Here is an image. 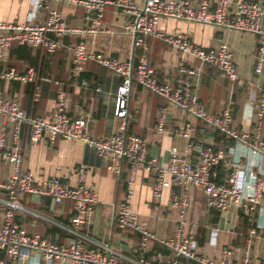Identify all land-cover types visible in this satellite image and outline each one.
Here are the masks:
<instances>
[{
	"label": "built area",
	"instance_id": "built-area-1",
	"mask_svg": "<svg viewBox=\"0 0 264 264\" xmlns=\"http://www.w3.org/2000/svg\"><path fill=\"white\" fill-rule=\"evenodd\" d=\"M35 12L45 11L39 21L12 23L0 21V63L7 60L8 51L14 44L32 48H42L48 54L66 50L72 56V76L81 77L89 63H95L122 78V92L118 95L116 117L118 124L108 136L94 137L91 134L92 116L82 112L76 117L68 114L69 96L59 86L52 114L45 117H33L23 109L17 97L7 98L0 89V177L4 164L11 165V174L5 181L0 180V264H42L47 262H70L71 264H150L146 258L149 242H157L174 254V258L162 264H264V259L254 263L251 259V246L258 237V229L252 226L245 240L241 259L236 260L231 249L223 248L217 259L209 258L199 252L196 238L198 225L190 220L192 209L190 194L193 190L202 191L207 210L228 213L240 209L254 217L255 213L264 214V181L256 174L252 175V190L246 193L238 184L240 167L232 165L231 173L223 183L215 181V168L225 159V154L214 149L210 143L195 148L193 159L176 147L170 151L169 161L163 166L149 156L148 143L143 137L128 133L129 112L127 95L136 84L162 98L168 105L200 121L206 129L218 131L225 137L245 146L252 155L264 159V85L256 94L252 107L255 113L254 124L250 129H239L233 125L231 110L219 113L207 111L200 103L198 91L189 81L174 83L161 81L157 72L150 66L148 57L143 54L136 64L122 61L102 52L90 50L84 42L66 43L64 38L70 35L105 33L101 28L105 8L114 6L128 15L123 33L134 36L135 47L144 46L145 36L161 39L180 53L183 59H192L200 64L218 69L231 82H237V68L233 53L226 43L216 48L204 49L194 44L185 33H164L159 29L163 18L181 20L189 23L212 25L228 31L252 33L258 38V50L255 57V72L261 74L264 69V3L261 1L241 2L232 0H146L142 6L133 0H30ZM54 3L64 4L84 10L86 26L74 28L65 16L53 7ZM35 16V14H34ZM180 72L195 75L188 63L183 62ZM0 79L7 81L33 82L35 70L29 68L25 73L16 68L4 69ZM49 81L48 79H46ZM83 86L88 83L83 81ZM100 91V90H98ZM40 97L37 86L35 101ZM8 125L13 126L12 144L9 143ZM30 131V143L39 146L47 140L51 144L59 138L79 141L96 151L106 161L107 168L119 173L124 162L129 164L128 193L126 199L116 211V224L121 230H129L140 235L139 257L131 258L117 251L109 244H95L82 233L91 223L99 204L97 191L83 184L73 186L62 178L53 176L48 179L37 178L33 173L23 171V153L20 145L22 129ZM155 130L166 132V108L161 107L156 115ZM193 127L186 124L175 130V134L186 140L192 137ZM145 171L153 178V199L159 202L165 190L174 188L169 210L177 214L172 235L159 238L150 229L146 221L133 211L131 199L132 186L138 171ZM81 176L84 174L80 172ZM50 197L55 203L64 201L73 203L70 227L66 228L69 237L64 242H56L38 233H29L16 222V213L24 210L21 197ZM253 218H251L252 220ZM95 244V246L93 245Z\"/></svg>",
	"mask_w": 264,
	"mask_h": 264
},
{
	"label": "crops",
	"instance_id": "crops-1",
	"mask_svg": "<svg viewBox=\"0 0 264 264\" xmlns=\"http://www.w3.org/2000/svg\"><path fill=\"white\" fill-rule=\"evenodd\" d=\"M142 6L146 0H133ZM198 2V0H191ZM261 1L264 0H232ZM53 7L61 12L68 24L74 28L86 26L84 10L64 4L54 3ZM35 14V16H34ZM46 15L45 11L35 12L30 0H0V21L27 23L39 21ZM128 15L114 6H107L104 11L101 28L105 33L70 35L64 38L66 43L84 42L86 46L97 52L105 53L122 61L137 63L145 54L150 66L157 72L161 81L174 83L189 81L199 94L201 105L211 113H219L229 109L233 115V125L239 129L253 127L255 113L252 102L264 85V69L261 74L255 72V57L258 50V38L252 33L228 31L212 25L189 23L181 20L163 18L159 29L164 33H185L196 45L211 49L226 43L232 50L236 64L238 80L231 82L216 68L200 64L192 59H183L179 52L171 48L161 39L154 36L144 37V46L135 47L134 36L123 33V26ZM183 62L195 69V75L180 72ZM16 68L25 73L29 68L35 70V84L40 88L38 101L34 99L33 83L7 81L0 79V89L7 98L17 97L23 109L33 117H49L54 109L59 86L69 96L68 114L76 117L82 112L93 118L91 134L94 137L108 136L116 128L118 118L116 109L118 95L122 92V78L95 64L89 63L84 74L77 78L72 76V56L66 50L51 55L42 48L12 45L7 60L0 63V72L4 69ZM48 79L49 81H47ZM83 81L88 86H83ZM100 90V91H98ZM129 112L128 133L143 137L148 143L149 156L155 158L160 165L169 161L170 151L176 147L193 159L196 150L188 144L198 146L210 143L214 149L225 154L224 161L215 168L217 183L225 182L232 165L239 166L238 184L246 192L252 190V175H258L264 181V159L252 155L248 149L225 137L218 131L206 129L203 124L183 113L174 106L168 105L162 98L148 90L133 84L127 95ZM161 107L166 108V132L155 130L156 115ZM191 124L192 137L186 140L175 134V130ZM2 119L0 117V129ZM9 143L12 144L13 126L8 125ZM264 138V121L262 125ZM20 145L23 153L22 169L33 173L37 178L48 179L53 176L62 178L73 186L85 185L97 191L99 204L90 224L82 233L95 244H109L117 251L131 257H139L140 235L121 230L116 224L118 206L126 199L128 193L129 164L124 162L119 173L107 168L105 160L96 151L79 141L59 138L54 144L43 141L39 146L30 143L29 127L21 132ZM230 166V167H228ZM84 174L81 176L80 172ZM11 174V165L2 167L1 181ZM131 206L134 212L146 221L149 229L159 238L172 235L176 225L177 214L169 210V203L174 188L164 191L159 202L153 199V178L145 171H138L132 186ZM1 197H6L0 191ZM192 209L189 218L198 225L199 252L209 258L217 259L223 248L231 249L236 260L241 259L245 240L252 226L258 229V237L251 246V259L258 263L264 259V214L255 213L250 217L240 209L228 213L207 210L205 197L200 190L190 194ZM24 210L16 213V222L29 233H38L56 242H64L69 237L66 228L70 227L73 203L64 201L60 204L50 197L34 198L27 195L21 197ZM229 218V219H228ZM251 218H253L251 220ZM225 223L222 224V220ZM95 244H93L95 246ZM146 258L150 264L167 263L174 254L157 242H149ZM186 264H197L184 261ZM42 264H48L42 262ZM51 264H71L70 262H52Z\"/></svg>",
	"mask_w": 264,
	"mask_h": 264
},
{
	"label": "trees",
	"instance_id": "trees-1",
	"mask_svg": "<svg viewBox=\"0 0 264 264\" xmlns=\"http://www.w3.org/2000/svg\"><path fill=\"white\" fill-rule=\"evenodd\" d=\"M34 82H35V81L30 82V83H33V85H34V86H33V88H34L33 90H34V93H35V89H36L37 85H36ZM20 105H21V104H20ZM21 107H22V106H21ZM22 108H23V107H22ZM215 181L218 182L217 179H215ZM197 233H198V230H197ZM197 235H198V234H197Z\"/></svg>",
	"mask_w": 264,
	"mask_h": 264
},
{
	"label": "water",
	"instance_id": "water-1",
	"mask_svg": "<svg viewBox=\"0 0 264 264\" xmlns=\"http://www.w3.org/2000/svg\"><path fill=\"white\" fill-rule=\"evenodd\" d=\"M228 219H229V218H228ZM225 221H226V220H225V219H223V220H222V224H223V223H225Z\"/></svg>",
	"mask_w": 264,
	"mask_h": 264
}]
</instances>
